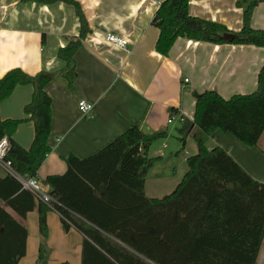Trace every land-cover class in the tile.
Listing matches in <instances>:
<instances>
[{
  "label": "trees",
  "instance_id": "obj_1",
  "mask_svg": "<svg viewBox=\"0 0 264 264\" xmlns=\"http://www.w3.org/2000/svg\"><path fill=\"white\" fill-rule=\"evenodd\" d=\"M40 5L65 3L75 8L79 38L59 50L65 62L59 73L74 90L75 56L91 34L83 8L75 0H24ZM190 0H165L152 24L159 31L156 51L167 57L179 38L213 44L247 45L264 49V31L251 27L252 13L264 0L244 8V25L233 33L219 23L194 18ZM237 5L242 7L240 0ZM233 35L231 39L225 36ZM55 74L28 76L13 70L0 80V105L18 86L34 88L22 120L0 121V141L10 142L7 160L20 176L30 179L51 149L52 98L46 88ZM194 121L186 120L179 140L186 147L190 134L197 153L186 159L187 172L175 191L162 199L149 198L145 183L161 158L149 157L152 145L166 140L165 131L145 134L134 126L100 152L85 159L69 156L63 175L48 176L44 184L57 201L54 209L85 236L82 264H258L264 247V183L256 181L224 149H210L207 141L217 131L230 134L247 147H258L264 135V64L258 88L250 95L223 99L216 91L194 93ZM175 112L172 110V113ZM32 122L35 137L30 149L13 136L23 122ZM0 201L25 218L36 207L35 197L11 176L0 178ZM39 228L47 237L48 207L39 202ZM28 231L0 204V264H20L27 255ZM48 249L41 244L37 264H47ZM58 264H70L61 262Z\"/></svg>",
  "mask_w": 264,
  "mask_h": 264
},
{
  "label": "crops",
  "instance_id": "obj_2",
  "mask_svg": "<svg viewBox=\"0 0 264 264\" xmlns=\"http://www.w3.org/2000/svg\"><path fill=\"white\" fill-rule=\"evenodd\" d=\"M75 1L83 8L91 34L76 53L77 79L74 90H70L67 80L59 75L65 62L58 58V52L79 38L75 8L65 3L40 5L0 0V80L13 70L31 77L39 73L56 75L46 88L52 98V129L48 141L51 153L37 176L43 183L48 176L66 172L65 159L69 156H93L134 126L146 128L148 134L165 131L169 136L172 126L178 123L168 124L172 114H184L193 122L194 93L216 91L230 100L236 95H250L258 88L264 64L262 48L179 38L167 57L158 53L160 31L152 22L165 0ZM238 1L190 0L189 12L194 18L219 23L228 31L239 33L244 25V8L251 0H240L242 7L237 5ZM251 27L264 31V3L254 9ZM109 33L127 38L128 48L119 50L107 45L104 38ZM185 79L189 83L184 85ZM33 92L32 86H18L1 103L0 121L26 119L24 108L31 102ZM81 101L94 106L90 115L80 112ZM181 127L178 123L175 129L179 131ZM34 137V124L26 121L18 127L13 140L28 150ZM209 140L210 149H224L256 181L264 183V135L254 148L222 131ZM162 147L164 150L152 145L149 151V157L161 158L150 169L145 183V193L152 199L172 194L187 172L177 171L178 144L171 150L165 142ZM163 163L173 167L164 172L160 166ZM7 176L0 167V178ZM0 204L28 231L27 255L31 254L36 263L43 244L52 264H82L86 238L72 225L66 228L58 212L48 207L44 239L40 235L38 201L25 218L2 201Z\"/></svg>",
  "mask_w": 264,
  "mask_h": 264
},
{
  "label": "built area",
  "instance_id": "obj_3",
  "mask_svg": "<svg viewBox=\"0 0 264 264\" xmlns=\"http://www.w3.org/2000/svg\"><path fill=\"white\" fill-rule=\"evenodd\" d=\"M104 40L107 45L119 50H126L129 46V40L127 38L112 33L107 34ZM188 83L189 79H185L184 85ZM79 110L84 116H88L93 112L94 106L86 101H81L79 103ZM186 120L187 117L184 114H180L178 116L176 114H172L168 119V124L171 125L174 122L183 124ZM192 121L194 120L192 119ZM9 150L10 142L8 141V139L4 138L0 141V167L5 171L8 176L13 177L21 185L22 189L30 192L38 202L45 204L47 207L55 210L54 205L57 204V201L51 195L49 187L46 186L43 182H41L37 177L26 179L17 174L13 169L12 163L6 159ZM60 216L62 217V215ZM258 264H264V254L258 261Z\"/></svg>",
  "mask_w": 264,
  "mask_h": 264
},
{
  "label": "rangeland",
  "instance_id": "obj_4",
  "mask_svg": "<svg viewBox=\"0 0 264 264\" xmlns=\"http://www.w3.org/2000/svg\"><path fill=\"white\" fill-rule=\"evenodd\" d=\"M177 126H178V123H175V125L172 126L171 133H170L169 137L166 140H162V141H160L158 143H154L153 146H154V149L156 147H158V149L164 150L163 147L161 148V146L165 142V143L168 144V147H169L168 150H171L174 147V145L178 144V147H179L178 150H180V153H179V155H176L175 158L178 157L179 166H178L177 171L179 173H181L183 170L187 169L186 159L188 157L193 156V155H195L197 153V145H196L195 139L193 137H189L186 140V142H187L186 143V147H185V149H183V144L179 140V137H180L179 131H178V129H175V127H177ZM208 142H211V140L207 141V146L212 145L211 143L208 144ZM168 150H166V151H168ZM160 166H162L163 169H164V172H166V171L170 170L171 167H173V164L163 163ZM263 254H264V247H263V250H262L260 258L262 257ZM37 259H38V257H37ZM50 263H51V259H50V254H49L47 264H50ZM21 264H37V263H36L35 258H32L31 254H30V255H27L24 259H22Z\"/></svg>",
  "mask_w": 264,
  "mask_h": 264
},
{
  "label": "water",
  "instance_id": "obj_5",
  "mask_svg": "<svg viewBox=\"0 0 264 264\" xmlns=\"http://www.w3.org/2000/svg\"><path fill=\"white\" fill-rule=\"evenodd\" d=\"M231 38H233V35H227V36H225V39H231ZM143 132H144L145 134H148V131H147L146 128L143 130Z\"/></svg>",
  "mask_w": 264,
  "mask_h": 264
}]
</instances>
